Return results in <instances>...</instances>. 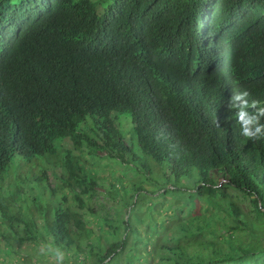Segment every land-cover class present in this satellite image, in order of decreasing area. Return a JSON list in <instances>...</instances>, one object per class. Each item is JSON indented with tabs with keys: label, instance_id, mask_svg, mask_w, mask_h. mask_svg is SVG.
<instances>
[{
	"label": "trees",
	"instance_id": "16d2710c",
	"mask_svg": "<svg viewBox=\"0 0 264 264\" xmlns=\"http://www.w3.org/2000/svg\"><path fill=\"white\" fill-rule=\"evenodd\" d=\"M206 1L0 0V252L20 256L43 239L75 258L96 248L90 264L119 254L136 264V226H157L163 208L161 226L176 228L165 239L149 234L145 250L158 244V264H264V151L251 170L231 172L229 187L242 194L232 195L216 187L210 138H200L219 105L214 73L230 83L231 67L259 53L264 34L240 0H218L200 27ZM86 36L100 47L79 44ZM100 158L124 166L129 181L95 180L89 165ZM216 164L228 171L224 154ZM187 207L190 229L202 224L209 237L188 235L177 215ZM104 226L115 239L102 255L92 241Z\"/></svg>",
	"mask_w": 264,
	"mask_h": 264
},
{
	"label": "clouds",
	"instance_id": "9594fccd",
	"mask_svg": "<svg viewBox=\"0 0 264 264\" xmlns=\"http://www.w3.org/2000/svg\"><path fill=\"white\" fill-rule=\"evenodd\" d=\"M132 1L136 4L138 0ZM242 1V9L249 11L252 15L251 25L254 28L262 30L264 34V1L240 0L239 4ZM217 2L218 0L206 1L205 7L203 9L204 12L198 15V18H202L199 22L200 27L206 26V22L209 18H211ZM26 28V26H21L18 29L14 30L12 34L17 33L15 35H18ZM7 36V34H2L0 36V42L3 41ZM78 43L85 47H100L96 44H93L89 36L79 38ZM156 47L157 45L154 44L148 52L153 51L154 49H156ZM263 65L264 39L261 44L260 52L255 53L250 61L240 60L231 67L230 72L232 74V79L230 83H226L223 80V72L214 73L217 80L220 81L221 84L219 88L218 101L216 103V105L218 103L219 105L212 113V115L215 116V119H213V123L209 125V130L205 133H202V136L200 138H210L209 143L207 144L210 154H212L211 157L214 160L217 169L216 172L212 174V179L217 183L216 187H221L224 189L227 188L229 189V193H231L232 195L242 194L237 191L236 188L229 187L233 186L231 182V172L238 169L244 172L251 170L254 164H258V158L255 154L256 149L264 151V87L261 83V76L259 74V72H261L264 76ZM156 82L159 84L158 81ZM202 125L207 126L208 122L205 120L203 121ZM218 154H224L227 160L228 171H226V173L220 171V169L217 167L216 155ZM38 162L41 163L40 161ZM260 163L262 164L261 166L264 169V153L261 156ZM41 164L43 165L44 163ZM231 191H233L234 193H232ZM154 192L155 194L153 196L155 198L159 197L160 193H164V188H159L158 185V188H156ZM66 195L68 196V194ZM188 197L189 195H184L182 198ZM168 199L170 200L171 198ZM244 204L245 202H243V204L241 205L243 211H245ZM189 208L190 207L177 209V215L181 219H184L189 212ZM193 209H195V206ZM196 211L197 209H195L194 213H196ZM161 212H165V210ZM170 213L171 216H173L175 212L170 211ZM150 220L152 219L149 218L147 220L146 225H137L135 229V232L137 231L136 233H140L142 236L138 244H136V246L141 251V256L138 258L140 262L136 264H141L142 257L143 264H152L151 262H148V259L153 257L154 254L152 253L155 251L158 244L155 246V243L151 242L150 246L148 247V251L145 250V244L147 243L146 237L149 236L150 231H153V228L156 227L157 229V231L153 232V237L158 238L159 236H161L162 239L167 238V234L169 235L170 233H174V230L176 228L175 225L170 229H166L167 227L163 228L161 226V223L156 226L154 221H152L153 224L152 226H150L148 224ZM186 221L187 220L184 219L182 220V223ZM171 224L172 222L169 223V225ZM147 226L149 227V229H147ZM142 227H144V231H142ZM171 229H173V232L171 231ZM191 234L192 233L188 232L189 236H191ZM0 235H2L1 237L5 239L3 234ZM206 236L209 237V234ZM121 238H123V235L121 236ZM112 239H115V237L111 235L108 232V228L104 226L102 230L98 231L94 236L92 244L97 245V243L99 242L101 245V253L102 255H105L109 245L112 244V242L110 241ZM41 240L44 244V254L51 256L54 259L55 264H71L70 260L72 259L76 260L75 264H90V262L93 260L91 253L95 254L98 252L96 248H93L91 250L90 247H87L83 249L82 252H78V257L75 258L76 254L74 252H65L62 247L49 245L50 243L48 244L45 243L43 239ZM119 240H117V242H119ZM150 240L151 239H149V241ZM51 241L52 240L49 239V242ZM122 257L123 256L119 254L118 256H115L111 262L110 259H107L104 264H124L122 263ZM68 259L69 262L66 261Z\"/></svg>",
	"mask_w": 264,
	"mask_h": 264
},
{
	"label": "rangeland",
	"instance_id": "374dc122",
	"mask_svg": "<svg viewBox=\"0 0 264 264\" xmlns=\"http://www.w3.org/2000/svg\"><path fill=\"white\" fill-rule=\"evenodd\" d=\"M124 119V118H123ZM122 119V120H123ZM71 145L69 143L64 145V148L70 149ZM30 167H33V165H30ZM89 167H91L92 169H94L97 173L95 180L102 182L103 184H106V187H109L111 184H115L116 186H118V184L120 183V180L124 181H129V179L131 178L128 177L127 179L124 177V174L126 173V170L124 169V166H109L107 164V161L104 158H100V159H94L92 161V164L89 165ZM38 169V168H35ZM28 170H30L28 168ZM39 170V169H38ZM58 181L54 180L51 178V183L53 185V187L58 186ZM61 188V184L59 185ZM103 192V191H102ZM232 193H234L233 191H231ZM64 193L68 194V199L70 202L73 203V195L71 193L70 190L65 189ZM106 201V205L108 207H111L112 202L109 200H106V197L104 195H101L98 199H97V203L101 204L104 203ZM137 209H139L140 211L142 210V207H138ZM162 211L163 208H161ZM244 210L246 212L250 211V205L248 202H245L244 204ZM139 211V212H140ZM216 213V210H215ZM164 215L165 212H162V215L158 216L157 221L158 223H164L165 225H167L164 222ZM87 218L90 219L91 216L87 215ZM222 221H218L217 222V230H219V232H222L223 229L219 226L222 225L221 223ZM148 224L150 226H152V220H150L148 222ZM182 225H184V227H186V229L189 230V233H196V234H200V233H204V228L202 224H197L195 226L191 228L190 223H188L187 221L182 223ZM152 228V227H151ZM142 231H144V227H142ZM171 231L173 232V229H171ZM155 231H150L151 235L152 233ZM6 233V232H5ZM206 235H208L207 232H205ZM5 235V234H4ZM149 237H146L147 242H149ZM5 244V239H3L1 237L0 239V247H3ZM44 247L41 245L37 250L32 251L31 249H26V250H22L20 251V256L15 255L14 253H11L10 256L5 255L3 252H0V264H55L54 259L51 256L45 255L44 254ZM152 254L153 257L148 259V262H151L152 264H158L159 260H160V250L158 249L155 252H153ZM29 255H31V257H29ZM76 260L72 259L70 260L71 264H75Z\"/></svg>",
	"mask_w": 264,
	"mask_h": 264
}]
</instances>
